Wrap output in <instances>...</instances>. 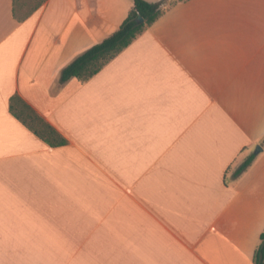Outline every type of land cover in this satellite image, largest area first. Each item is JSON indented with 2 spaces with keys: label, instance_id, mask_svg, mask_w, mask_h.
<instances>
[{
  "label": "crops",
  "instance_id": "obj_1",
  "mask_svg": "<svg viewBox=\"0 0 264 264\" xmlns=\"http://www.w3.org/2000/svg\"><path fill=\"white\" fill-rule=\"evenodd\" d=\"M132 7L42 0L19 18L0 0V239L47 241L60 264H253L264 0L177 1L93 77L60 82ZM15 95L67 144L15 118Z\"/></svg>",
  "mask_w": 264,
  "mask_h": 264
},
{
  "label": "trees",
  "instance_id": "obj_2",
  "mask_svg": "<svg viewBox=\"0 0 264 264\" xmlns=\"http://www.w3.org/2000/svg\"><path fill=\"white\" fill-rule=\"evenodd\" d=\"M163 1L133 0L132 9L119 27L102 41L87 48L68 63L60 72V82H65L73 77L83 81L93 77L106 63L125 49L137 35L149 28L155 20L177 2L163 6ZM139 17L142 19L141 21H139ZM9 110L15 118L20 120L25 127L48 146L56 147L67 144V139L19 96L15 95L10 98ZM254 158V153L245 157L232 171L231 178L236 179L239 177L250 166ZM224 178L225 183H227L226 176ZM253 264H264V229L260 234Z\"/></svg>",
  "mask_w": 264,
  "mask_h": 264
},
{
  "label": "rangeland",
  "instance_id": "obj_3",
  "mask_svg": "<svg viewBox=\"0 0 264 264\" xmlns=\"http://www.w3.org/2000/svg\"><path fill=\"white\" fill-rule=\"evenodd\" d=\"M175 1L178 0H164L163 6ZM39 2L41 0H14L16 16L19 18L26 16ZM151 2L155 1L151 0ZM235 166L236 164L231 169V172ZM17 243L18 241L0 239V255L10 258V261L14 262V264H60L53 257L54 255L49 252L46 245L47 241L24 240L20 245L22 250Z\"/></svg>",
  "mask_w": 264,
  "mask_h": 264
},
{
  "label": "water",
  "instance_id": "obj_4",
  "mask_svg": "<svg viewBox=\"0 0 264 264\" xmlns=\"http://www.w3.org/2000/svg\"><path fill=\"white\" fill-rule=\"evenodd\" d=\"M142 19L139 17V21H141ZM261 150L260 145H256L255 149H254V153L257 154L259 151Z\"/></svg>",
  "mask_w": 264,
  "mask_h": 264
}]
</instances>
